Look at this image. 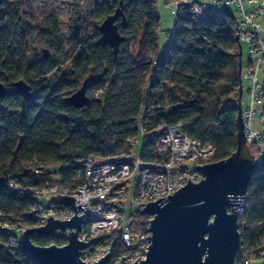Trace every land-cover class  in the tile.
I'll return each mask as SVG.
<instances>
[{"label": "trees", "instance_id": "16d2710c", "mask_svg": "<svg viewBox=\"0 0 264 264\" xmlns=\"http://www.w3.org/2000/svg\"><path fill=\"white\" fill-rule=\"evenodd\" d=\"M156 1L96 0L94 36L84 35L79 20L70 19L66 49L56 17L49 16L42 21L39 34L48 39L56 56H36L30 61L22 0H0V83L5 88L0 98V177L20 187L15 193L4 184L0 188V214L9 222L21 221L32 228L33 209L42 206L38 200L42 188L51 184L72 188L79 161L131 153L136 146L130 142L141 141V129L145 142L139 154L149 163L167 159L168 152L158 154L155 145L167 127L178 126L189 139L211 145V162L235 150L236 104L242 81L232 16L218 11L203 18L177 17L166 46L159 50ZM119 2L123 20H117L118 31L123 41L137 43L135 55L120 48L113 55L108 45L99 42L98 26ZM67 61L70 73L48 82L46 77ZM87 76L93 81L90 84ZM18 80L30 87L28 101L15 92L13 84ZM84 81L86 95L93 88L100 89L101 95H87L89 103L82 108L68 106L65 98ZM49 204L55 203L51 200ZM122 214L120 220L109 216L84 229L88 233L102 225L109 227L95 240L108 245L109 259L127 250L118 233L127 211ZM148 218L137 212L135 230L145 231ZM238 221L240 244L253 251L264 250V159L250 178ZM8 238L0 232V264H40L23 250L10 248ZM29 239L38 246L66 243L63 232H33Z\"/></svg>", "mask_w": 264, "mask_h": 264}, {"label": "built area", "instance_id": "2783aa9c", "mask_svg": "<svg viewBox=\"0 0 264 264\" xmlns=\"http://www.w3.org/2000/svg\"><path fill=\"white\" fill-rule=\"evenodd\" d=\"M166 3L172 7V23L177 17L203 18L208 13L218 11L232 16L239 43L245 42L248 48L246 59L243 61L241 58L240 61L241 117L245 142L260 162L264 159V0H166ZM152 63L155 64L154 58ZM140 133L141 141L130 142L139 149L135 155L125 153L105 159L88 158L79 161L77 163L81 166L75 170L72 188L51 184L38 192L41 197L52 198L58 194L71 196L75 206L85 204V212L79 208L75 210V216L83 214L78 239L87 244L80 253V259L85 264H93V261L97 262L105 254H108L107 264H132L135 260L139 262L145 259L149 245V238L148 241L146 239L149 237L147 228L151 217L146 220L145 231H136L133 226L136 213L143 209L146 202L171 196L187 183V179L193 183L200 181L202 172L195 166L202 164L196 165L193 162L212 158L214 153L211 145L202 146L185 136L178 126H174L165 128L155 143L166 146L167 159L160 163L145 162L139 154L145 142L143 129ZM30 170L37 173L40 168L32 167ZM3 184L10 192L20 190L9 178L3 180ZM244 201L245 196L236 210L238 218L243 213ZM123 211H127V215L118 233L127 250L109 259L108 245L89 241L84 229L86 225L98 224L109 216L120 220ZM73 215L74 209L64 205L36 207L33 209L35 225L32 228L45 225L48 216L64 221ZM27 228L31 227L21 221L11 223L0 214V232L9 237L10 248L22 250L18 236ZM60 232L67 237L70 230H56L53 234ZM237 254L233 264H250L254 256L264 257V250L256 252L239 243Z\"/></svg>", "mask_w": 264, "mask_h": 264}, {"label": "water", "instance_id": "95a60500", "mask_svg": "<svg viewBox=\"0 0 264 264\" xmlns=\"http://www.w3.org/2000/svg\"><path fill=\"white\" fill-rule=\"evenodd\" d=\"M122 18L121 2L112 14L99 24V42L108 45L116 54L123 36L118 31L117 20ZM237 67L240 76L241 47L238 35ZM46 55V54H45ZM82 85L65 98V103L82 108L89 103ZM16 94L24 101L31 98L29 85L23 80L13 84ZM5 88L0 83V98ZM237 115L235 119V150L225 159L195 166L202 172V179L178 188L171 196L146 202L140 211L151 217L146 239L149 245L145 259L132 264H233L240 243L237 207L244 198L250 178L258 164L245 142L241 117V84L238 87ZM0 188L3 178L0 177ZM56 205L74 209V215L64 221L48 216L46 224L35 229L27 228L18 236L22 250L40 264H85L80 259L86 242L78 239L83 214L75 216L77 208L85 212V204L74 205L71 196H52ZM70 230L62 246H38L29 236L33 232L52 235L56 230ZM105 254L93 264H107Z\"/></svg>", "mask_w": 264, "mask_h": 264}, {"label": "rangeland", "instance_id": "374dc122", "mask_svg": "<svg viewBox=\"0 0 264 264\" xmlns=\"http://www.w3.org/2000/svg\"><path fill=\"white\" fill-rule=\"evenodd\" d=\"M96 0H22V12L23 18L25 20V25L29 32L28 38V56L29 60L32 61L34 57H49L54 58L56 52L51 44H49L48 39H43L40 37L39 28L44 19L49 16L56 17L58 21V28L60 34L64 37V48H67V38L68 30L67 23L70 19L79 20L82 32L88 37L94 36L95 26H94V15H93V5ZM112 2L113 0H107ZM156 11L159 19V32H158V48L159 50L166 46L167 34L172 26V7L166 3V0L156 1ZM126 45V46H125ZM241 47V58L244 61L247 57V45L245 42L240 43ZM120 50L125 49L130 54L135 55L138 53V45L135 41L130 40L128 42L123 41L120 45ZM46 54V55H45ZM70 61L59 65L52 73H50L46 79L48 82H56L57 79L63 75L70 73ZM99 77V76H97ZM87 84L91 82V76L86 77ZM245 86V82H243ZM87 89V88H86ZM87 95L90 97L97 98L101 95V90L98 88H93ZM246 98H244L245 101ZM158 152L167 151L166 146L161 144H156ZM138 151L137 146L132 150L131 154L135 155ZM200 160V163H195ZM193 163L196 165L205 164L211 162V157L204 159H197ZM191 166V164L189 165ZM51 197H38L39 203L43 207H47L51 201ZM125 221H123L124 225ZM108 226L102 225L97 230L85 233L88 240L93 242L101 238L102 234L108 231ZM35 229V228H32ZM259 250H256L258 252ZM250 264H264V257L254 256V260Z\"/></svg>", "mask_w": 264, "mask_h": 264}]
</instances>
